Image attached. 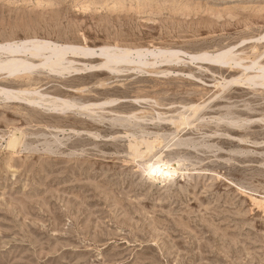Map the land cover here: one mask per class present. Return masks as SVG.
<instances>
[{
  "label": "rangeland",
  "instance_id": "1",
  "mask_svg": "<svg viewBox=\"0 0 264 264\" xmlns=\"http://www.w3.org/2000/svg\"><path fill=\"white\" fill-rule=\"evenodd\" d=\"M11 56L0 264H264V0H0Z\"/></svg>",
  "mask_w": 264,
  "mask_h": 264
},
{
  "label": "bare ground",
  "instance_id": "2",
  "mask_svg": "<svg viewBox=\"0 0 264 264\" xmlns=\"http://www.w3.org/2000/svg\"><path fill=\"white\" fill-rule=\"evenodd\" d=\"M118 49L120 51H123L124 47H118ZM17 52H19V51L17 50ZM20 62H21V59L18 57L15 58L14 56L8 57L7 59H0V63H2V64H5V63L9 64L10 63L12 65L13 64L17 65ZM67 70H70V69L68 68ZM13 143L15 144V142H13ZM143 171L145 174H147L150 177H153V176L156 177L157 176V178L159 177V178L165 180V179H169L171 177L172 173L177 172V167L172 166V165L167 164V163L162 164V163L148 162L147 165H144Z\"/></svg>",
  "mask_w": 264,
  "mask_h": 264
}]
</instances>
